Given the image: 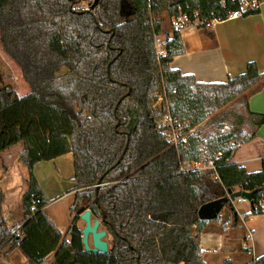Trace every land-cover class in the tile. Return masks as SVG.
<instances>
[{
	"label": "trees",
	"instance_id": "1",
	"mask_svg": "<svg viewBox=\"0 0 264 264\" xmlns=\"http://www.w3.org/2000/svg\"><path fill=\"white\" fill-rule=\"evenodd\" d=\"M261 1L243 9L239 0H0L1 45L31 88L23 96L0 89V152L22 142L18 156L29 170L20 224L7 226L0 189V252L18 249L24 264H48L52 253V264H209L200 236L220 215L201 219L203 204L234 210L231 191H255L248 214H264V158L249 172L233 161L239 146L229 145L250 142L264 124L248 104L264 72L249 61L227 82L198 81L171 66L186 52L180 31L163 43V54L158 47L164 10L171 19L226 20L235 10L258 13ZM166 114L186 130L210 117L232 129L207 137L197 130L175 144ZM67 153L76 193L64 235L44 209L33 167ZM204 156L217 173L179 172ZM88 208L110 236L107 253L84 250L78 222ZM246 264H264V255Z\"/></svg>",
	"mask_w": 264,
	"mask_h": 264
},
{
	"label": "crops",
	"instance_id": "2",
	"mask_svg": "<svg viewBox=\"0 0 264 264\" xmlns=\"http://www.w3.org/2000/svg\"><path fill=\"white\" fill-rule=\"evenodd\" d=\"M164 31L160 36L166 41L172 33ZM182 39L186 52L175 56L171 66L180 69L183 73L193 74L198 81L227 82L230 78L245 72L249 61H255L260 72H264V0L260 2L259 12L255 14L219 20L209 26L196 27L189 24L182 33ZM20 82L25 90L23 95L29 93L31 88L23 79L22 72ZM248 104L251 111L264 114V85L260 90L249 94ZM246 130L250 131L251 126L248 125ZM23 146L20 142L0 152V155L6 159V156L12 152L22 151ZM62 158L74 161L73 154L67 153L34 165L33 174L44 194L57 177L45 164L54 162L59 169ZM263 158L264 124L257 129L253 140L239 146L233 161L249 172H256L262 168ZM232 203L234 210L224 207L219 213L220 223L201 233L200 245L205 251V260L209 264H223L228 259L234 264H246L264 255V214H248L252 206L246 199L238 197L232 200ZM236 215L239 218H236ZM94 218L92 216V219ZM223 223H229L224 231Z\"/></svg>",
	"mask_w": 264,
	"mask_h": 264
},
{
	"label": "rangeland",
	"instance_id": "3",
	"mask_svg": "<svg viewBox=\"0 0 264 264\" xmlns=\"http://www.w3.org/2000/svg\"><path fill=\"white\" fill-rule=\"evenodd\" d=\"M161 17L166 32L172 33L174 30L173 20L169 18L166 10L162 12ZM158 40L161 46L165 42L161 36H159ZM65 72L66 69L64 68L62 73ZM20 74V67L8 54H6L0 42V89H13L18 96L23 95L25 90L22 86V82H20ZM160 102L161 98L159 104ZM233 107L240 112H244V107L241 103L234 104ZM224 124H228L232 129L229 122H224ZM224 124L220 119H211L210 117L198 126V130L200 134L207 137L214 135ZM5 160H7V162H5ZM60 163L61 168L59 169H57L58 165L54 162L45 164V166L50 169V172L54 171L57 176L53 181V185L48 187L47 193L45 192L47 200L46 213L54 220L62 233L66 235L73 218L70 206L73 203L76 190L71 191L75 186L73 181V162L68 158H62ZM28 177V167L19 160L18 153L12 152V154L6 156V159H3L0 155V189L4 194L2 217L6 220L8 227L20 224L23 216V195L28 187ZM236 203L240 202L236 201ZM79 225L80 228L84 226L82 221ZM100 228L104 229L103 226H100ZM68 238H70V235H68ZM105 239L109 242L110 236L107 235ZM9 249L10 247H6L0 252V264H24L26 257L18 249L10 250L11 252L6 256L5 252L9 251ZM53 259L54 254L48 257L50 264H52Z\"/></svg>",
	"mask_w": 264,
	"mask_h": 264
},
{
	"label": "built area",
	"instance_id": "4",
	"mask_svg": "<svg viewBox=\"0 0 264 264\" xmlns=\"http://www.w3.org/2000/svg\"><path fill=\"white\" fill-rule=\"evenodd\" d=\"M239 1L243 4V7H242L243 9L247 7H254L258 3L257 0H239ZM243 16H244L243 10L240 9V10H235V11L230 12L227 16V19H234V18H239ZM172 20H173L174 30L180 31L181 34L183 33L184 29H186L189 24L199 27L203 25H207V26L213 25L216 21H219L218 19L207 20V19H201L199 17H197L196 19L192 21L189 19L188 15L184 13H181L179 16L174 17ZM158 47H159V53L163 54L164 53L163 47L160 44H158ZM163 122L170 125V128L167 130V134L169 136V139L175 144L179 143L180 141L186 140L190 134H196L198 130V126H194L190 128L189 130H186L185 126L187 124L175 122L169 116V114L165 115ZM230 130H231V127L228 124H224L220 127L219 132L223 134V133L229 132ZM242 144H243L242 139H235V140L230 141L229 143L230 146H234V145L240 146ZM218 155H221V152H219ZM197 170L199 171L212 170L215 173H217L216 162L214 159H209V158H206V156H204L202 160H199V161L185 162L180 167L179 172L189 173L190 171H197Z\"/></svg>",
	"mask_w": 264,
	"mask_h": 264
},
{
	"label": "water",
	"instance_id": "5",
	"mask_svg": "<svg viewBox=\"0 0 264 264\" xmlns=\"http://www.w3.org/2000/svg\"><path fill=\"white\" fill-rule=\"evenodd\" d=\"M101 186V180L96 185L98 191ZM255 191L236 190L229 193V199L234 200L236 198H243L250 202L251 206H254L253 196ZM223 205L219 201L207 202L199 208V216L201 219H213L219 215ZM80 221L84 222V226L81 227V237L84 250L90 253H107L109 251V242L106 240L107 231L101 229V220L99 218L92 219L91 209H86L79 213ZM91 241V242H90Z\"/></svg>",
	"mask_w": 264,
	"mask_h": 264
}]
</instances>
